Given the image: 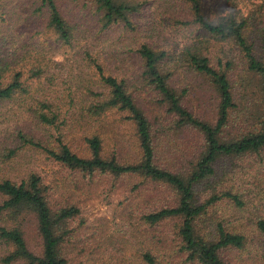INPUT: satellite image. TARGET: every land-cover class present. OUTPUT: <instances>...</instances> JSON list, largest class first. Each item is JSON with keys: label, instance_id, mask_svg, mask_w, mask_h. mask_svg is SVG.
I'll list each match as a JSON object with an SVG mask.
<instances>
[{"label": "rangeland", "instance_id": "374dc122", "mask_svg": "<svg viewBox=\"0 0 264 264\" xmlns=\"http://www.w3.org/2000/svg\"><path fill=\"white\" fill-rule=\"evenodd\" d=\"M140 1L144 5L131 16L136 26L132 30L122 22L103 28L101 12L91 0H57L74 27L69 45L48 27L47 9L41 0H0V59L18 57V66L23 67L28 84V94L0 101V179L19 181L36 173L42 178L53 210L71 205L80 208L81 213L70 222L73 231L63 244V253L70 264H139V251L146 246L161 251L169 261L167 264H191L180 249L179 220L156 225L145 224L143 220L144 212L161 203L174 202L172 189L136 175L88 174L72 169L20 137L23 134L57 150V140L62 139L75 153L88 158L91 152L86 138L97 135L102 140L104 157L116 155L121 162L137 161L139 141L128 113L114 109L93 116L87 110L95 99L107 94V89L86 53L101 62L108 73L127 81L137 104L156 125L166 120L167 107L143 76L144 64L138 53L142 43L166 49L173 55L171 63L177 65L172 86L179 93L186 90L183 103L197 117L216 122L220 98L214 83L181 59L186 45L206 38V31L192 22L184 0ZM203 2L204 11L214 20L232 13L234 8L248 14L259 5L262 12L257 26L264 27V0ZM207 39L208 49L204 52L212 65L219 68L220 58L225 63L228 59L234 61L233 68L225 69L236 102L225 135L233 137L259 127L260 117L264 118V100L250 81L253 78L241 52L232 43L210 36ZM249 40L255 42L259 53L258 29L251 31ZM36 71L42 72L38 75ZM38 100L58 106L57 127L46 126L34 115ZM202 143V135L195 130L170 132L162 139L159 153L163 157L171 152L190 154ZM217 170L219 177H224L220 187L241 193L246 203L239 207L228 199L217 202L209 209L210 219L199 222V230L211 234L216 223L222 221L230 231L243 232L247 243L242 249L223 250L221 257L230 264H264V235L257 227V221L264 218V151L261 155L220 160ZM18 221L22 222L29 248L41 253L42 239L35 219ZM17 223L8 214L0 216V228ZM13 249L0 237V264H25L22 260L5 261Z\"/></svg>", "mask_w": 264, "mask_h": 264}, {"label": "trees", "instance_id": "16d2710c", "mask_svg": "<svg viewBox=\"0 0 264 264\" xmlns=\"http://www.w3.org/2000/svg\"><path fill=\"white\" fill-rule=\"evenodd\" d=\"M41 1L42 6L47 9L48 27L57 34L59 40L70 45L74 38V27L64 16L57 0ZM91 1L101 12L103 28L122 22L129 29H135L131 16L140 12L144 5L140 0ZM184 1L189 6L192 22L206 31V38L186 45L181 59L214 83L220 98L215 123L197 117L183 103L182 97L186 90L179 93L172 86L171 78L177 65L174 63L173 66L171 63L173 55L166 49L142 43L138 53L144 64L143 76L159 92L161 102L167 107L166 120L156 125L137 104L127 81L108 73L101 62L89 52L86 53L101 84L107 89V94L104 97H101L103 94L99 95L101 98L95 99L87 110L93 116H100L114 109L128 113V118L135 124L139 141L140 157L137 161L121 162L116 155L104 157L102 140L97 135L86 138L91 152L88 158L75 153L62 139L57 140V150L23 134L20 137L32 146L43 148L50 156L72 169L88 174L100 172L114 176L136 175L144 181L172 189L175 192L174 202L161 203L156 209L144 212V223L156 225L166 220H179L180 249L185 253L187 262L230 264L221 257V252L229 248H244L247 236L243 232L230 231L222 221L216 223L215 232L206 234L199 230V222L208 221L210 207L223 199L233 201L239 207L245 205L241 193L232 188L220 187L224 177H219L217 165L226 158L261 155L264 151V118L260 117L257 128L241 131L233 137L225 135L231 112L236 108L233 84L227 71L233 68L234 61L228 59L225 63L220 58V67L216 68L204 51L208 49L206 44L209 36L234 44L246 62L248 73L252 75L253 80L250 81L255 84L264 100V27L257 26L262 8L256 5L248 14L234 8L232 13L220 15L214 20L204 11L203 0ZM254 29H258L260 35L259 53H256L255 42L249 40ZM4 58L0 59V101L13 99L18 94H28L25 71L18 66V57L11 55L7 60ZM41 72L36 71L38 75ZM57 108L47 100H38L33 113L46 126L57 127L60 119ZM61 122L64 123V120ZM181 130L200 133L203 142L201 146L190 154L181 151L161 156L159 147L162 139L170 132L178 133ZM14 153L15 150L11 154ZM0 196V216L8 214L18 222L13 226L0 228L1 239L14 246L13 251L5 257L6 262L22 260L25 264H70L63 253V244L73 231L70 222L81 213L79 207L71 205L53 210L42 178L36 173L19 181L1 178ZM154 197L155 194L152 195V200ZM27 217L36 221L37 231L42 239L41 253L29 248L21 228L22 222L18 221ZM257 227L264 235V218L257 221ZM141 250L138 254L139 264L169 263L155 247L146 246Z\"/></svg>", "mask_w": 264, "mask_h": 264}]
</instances>
